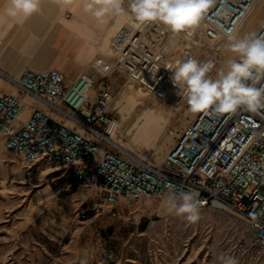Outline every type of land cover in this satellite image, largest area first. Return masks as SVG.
Instances as JSON below:
<instances>
[{
	"label": "built area",
	"instance_id": "2783aa9c",
	"mask_svg": "<svg viewBox=\"0 0 264 264\" xmlns=\"http://www.w3.org/2000/svg\"><path fill=\"white\" fill-rule=\"evenodd\" d=\"M261 1L216 0L198 27L179 34L158 21L139 25L128 8L129 19L109 43L111 59L97 54L91 62L93 73L84 71L70 80L57 67L2 72L17 87L16 92L0 90V133L6 147L27 164L46 160L62 167L71 183L99 190L101 214L106 209L114 214L117 208L131 207L143 198L165 196L168 185L177 191L195 189L201 207L243 215L255 242L264 248V214L255 219L250 215L264 210V109L196 113L162 160L153 162L129 155L113 137L119 117L111 108L115 95L109 77L117 70L178 107L186 98L177 95L169 67L197 59L201 50L200 62H211L216 68L222 54L213 48L221 45L210 40L227 41L229 35H239ZM255 32L264 35V19ZM172 40L179 44L174 54L168 50ZM25 96L44 102L57 115ZM24 108L30 110L25 118Z\"/></svg>",
	"mask_w": 264,
	"mask_h": 264
},
{
	"label": "rangeland",
	"instance_id": "374dc122",
	"mask_svg": "<svg viewBox=\"0 0 264 264\" xmlns=\"http://www.w3.org/2000/svg\"><path fill=\"white\" fill-rule=\"evenodd\" d=\"M262 1L239 36L255 32L263 21ZM122 6L125 12L115 16L121 20L112 36L129 19L126 2ZM210 43L221 45L213 51L222 54V61L208 74L216 79L236 54L226 49V40ZM178 48L175 40L169 42L172 54ZM202 55L198 51V61ZM114 95L119 140L129 155L153 162L162 160L196 114L188 110L187 100L174 107L123 73ZM151 109L156 111L148 120ZM164 197L101 214L99 190L71 183L62 167L46 160L23 162L0 133V264H219L220 254L237 258L238 264H264V248L243 215L204 206L199 222L189 224L162 208Z\"/></svg>",
	"mask_w": 264,
	"mask_h": 264
},
{
	"label": "clouds",
	"instance_id": "9594fccd",
	"mask_svg": "<svg viewBox=\"0 0 264 264\" xmlns=\"http://www.w3.org/2000/svg\"><path fill=\"white\" fill-rule=\"evenodd\" d=\"M216 0H128V8L139 25L160 22L173 34L190 32L199 26L205 13ZM124 0H85V10L103 22L106 14L124 13ZM102 4L96 7L95 5ZM40 0H9L4 9L9 17L24 19L39 12ZM226 49L239 59H230L229 68L217 72L216 79L208 75L215 65L188 58L178 63L171 80L178 88L177 95L186 98L188 110L203 113L209 109L217 114L235 113L244 109L256 113L264 109V35L250 32L244 36L231 34L227 37ZM211 175V172L208 173ZM162 200V208L168 214L183 217L189 224L201 219L200 193L195 189L177 191L168 185ZM261 213H250L253 219ZM219 264H238L237 258L220 254Z\"/></svg>",
	"mask_w": 264,
	"mask_h": 264
},
{
	"label": "crops",
	"instance_id": "0c3cea01",
	"mask_svg": "<svg viewBox=\"0 0 264 264\" xmlns=\"http://www.w3.org/2000/svg\"><path fill=\"white\" fill-rule=\"evenodd\" d=\"M8 4L9 0H0V90L17 91L2 72L17 74L26 66L57 67L74 80L84 71L94 72L91 62L97 54L111 59L109 40L121 20L120 16L115 17L116 13L106 14L101 22L85 10V0H40L39 12L24 19L9 17L4 11ZM121 75L117 70L109 74L114 93ZM25 100L57 115L44 102L29 96ZM151 110L145 114L148 120L154 118L155 109ZM29 112V108H24L23 118ZM65 122L71 124L70 120Z\"/></svg>",
	"mask_w": 264,
	"mask_h": 264
},
{
	"label": "bare ground",
	"instance_id": "6f19581e",
	"mask_svg": "<svg viewBox=\"0 0 264 264\" xmlns=\"http://www.w3.org/2000/svg\"><path fill=\"white\" fill-rule=\"evenodd\" d=\"M263 2V1H262ZM262 5V4H261ZM156 111V110H155ZM155 113V112H154ZM113 137L123 146V143L121 142V140H119V138H118V136H117V134L115 135H113ZM123 149H124V151L125 152H128L125 148H124V146H123Z\"/></svg>",
	"mask_w": 264,
	"mask_h": 264
}]
</instances>
